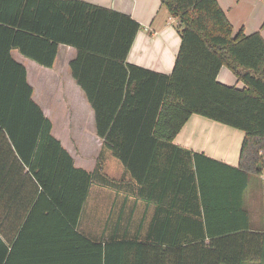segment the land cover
Returning a JSON list of instances; mask_svg holds the SVG:
<instances>
[{"label":"trees","instance_id":"16d2710c","mask_svg":"<svg viewBox=\"0 0 264 264\" xmlns=\"http://www.w3.org/2000/svg\"><path fill=\"white\" fill-rule=\"evenodd\" d=\"M160 3L178 20L180 47L169 74L126 62L140 24L125 14L82 0H0V27L11 32L5 50L8 62L0 64V218L4 202L25 201L32 210L45 203L69 227L65 233L78 234L75 227L89 188L102 172L100 157L92 172L73 165L70 154L52 136L50 120L32 99L25 68L9 55V49L17 48L51 67L62 43L77 50L70 68L93 107L97 135L139 185L159 174L150 172L159 162L157 150L175 147L172 141L191 115L241 130L239 179L233 183L239 190L233 195L239 216L247 221L242 191L249 175H260L264 169V39L258 31L244 34L240 30L233 35L217 0ZM23 32L29 35L22 38ZM28 39L33 43L40 40L44 51L28 50L24 45ZM222 66L243 86L219 82ZM112 69L122 70L119 79L110 74ZM88 72L98 76L94 85L86 79ZM104 87L118 92L106 110L104 96H100ZM131 120L137 122L136 129L122 130L120 122ZM143 136L155 144L148 146L152 157L139 159L140 144L126 141ZM181 151L188 158L181 157V190H190L189 197L197 187L204 190L224 182L197 164L193 169L190 159L198 154ZM171 177L166 178L168 183ZM137 195L148 198L142 191ZM168 210L170 218L177 211ZM242 227L248 228V224L168 225L163 229L155 225L157 232L147 240L109 241L104 246L90 242V264H240L243 232L238 229ZM1 233L0 224V264L8 250Z\"/></svg>","mask_w":264,"mask_h":264},{"label":"crops","instance_id":"0c3cea01","mask_svg":"<svg viewBox=\"0 0 264 264\" xmlns=\"http://www.w3.org/2000/svg\"><path fill=\"white\" fill-rule=\"evenodd\" d=\"M82 1L125 14L140 24L128 51L127 63L160 74L172 71L180 47L178 20L161 6L160 0ZM217 2L233 27V35L240 30L244 34L258 31L264 39V0ZM10 33L9 29L0 27V64L8 62L5 50H8ZM24 34L29 35L23 32L20 36L24 38ZM38 41L33 43L28 39L24 45L38 54L44 51ZM9 50L10 57L25 68L26 80L33 89L32 99L50 120L52 136L70 154L73 165L92 172L100 157L102 172L89 188L75 227L78 234L66 232V235L64 231H69V227L56 209L52 210L45 203H39L32 210L25 201L4 202L0 224L8 250L2 264H90V242L104 246L109 241H143L157 232L155 225L163 229L168 225L198 224H248V228L238 229L243 232L240 264H264V169L260 175H249L242 191L241 205L248 212L247 221L239 216L233 195L239 190L233 183L239 179L236 168L244 137L241 130L191 115L173 139L175 147L166 145L157 150L155 158L159 162H155L157 166L153 165L150 172L152 176L159 174L139 185L97 135L93 107L70 68L77 56L76 48L59 44L51 67L41 65L17 48ZM110 74L119 79L122 70L112 69ZM86 79L94 85L98 76L88 72ZM217 80L226 85L243 86L226 66L220 68ZM100 94L104 96L105 110L112 107L118 96V92L109 87L102 88ZM120 126L122 130L136 129L137 122H120ZM126 142L140 144L139 159L152 157L148 146L155 142L150 138L133 137ZM181 149L198 154L189 158L193 169L197 164L200 170L212 171L226 183L210 185L204 190L197 187L191 190L193 194L189 197L190 190H181V157H187ZM170 175L172 181L168 183L166 178ZM229 180L234 186L227 182ZM140 191L148 194V198L138 197ZM168 209L177 210L171 218Z\"/></svg>","mask_w":264,"mask_h":264}]
</instances>
